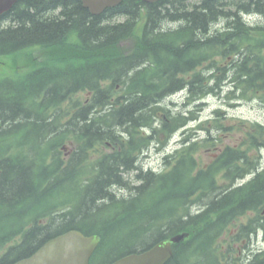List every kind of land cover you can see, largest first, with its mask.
Instances as JSON below:
<instances>
[{
	"label": "trees",
	"instance_id": "trees-1",
	"mask_svg": "<svg viewBox=\"0 0 264 264\" xmlns=\"http://www.w3.org/2000/svg\"><path fill=\"white\" fill-rule=\"evenodd\" d=\"M249 14L264 18V0H124L100 16L81 0H21L0 16V264L73 230L101 237L90 264L183 233L167 264H264V250L237 248L264 232V125L219 108L188 129L212 96L264 105V22ZM180 92L184 111L160 106ZM180 130L164 169L144 173L140 156ZM131 173L139 185L116 199Z\"/></svg>",
	"mask_w": 264,
	"mask_h": 264
},
{
	"label": "water",
	"instance_id": "water-1",
	"mask_svg": "<svg viewBox=\"0 0 264 264\" xmlns=\"http://www.w3.org/2000/svg\"><path fill=\"white\" fill-rule=\"evenodd\" d=\"M21 0H0V16L10 12ZM124 0H81L83 7L100 16L106 10L118 7ZM155 4L160 0H143ZM183 233L163 241L147 252L130 254L111 264H166L173 255L172 247L185 241ZM101 242L100 236H86L79 231H69L45 243L32 256L14 264H89Z\"/></svg>",
	"mask_w": 264,
	"mask_h": 264
},
{
	"label": "rangeland",
	"instance_id": "rangeland-1",
	"mask_svg": "<svg viewBox=\"0 0 264 264\" xmlns=\"http://www.w3.org/2000/svg\"><path fill=\"white\" fill-rule=\"evenodd\" d=\"M116 21H124L123 18L116 19ZM260 22H264L263 17H259ZM222 25H220L221 27ZM6 63V66L0 67V74L1 75H7L10 74L11 70L9 69L11 62L10 61H4ZM8 63V65H7ZM83 97H86L84 94ZM167 106L170 108L174 113H178L180 111L185 110V95L183 93L178 94L176 96H173L169 100H167ZM204 107L203 111L199 114V119L196 122H192L189 124L188 129L196 130L197 126L203 122L209 121L212 122L216 117L214 115L215 110L221 108L224 112V116H226L231 123L238 124L239 121H244L245 124L250 123H260L264 125V105L258 101V100H252L249 102L241 103L240 105H237L236 107H229L227 104H225V101L222 99V97H216L212 96L207 98L204 101ZM181 131L172 141L168 143V145L164 148L166 150H159L158 145H153L151 150L147 153V156H141L139 159V165L143 166L145 170H153L155 172H159L164 169V159L165 156L170 155L174 153L176 149H178L180 146L178 144V141L182 138ZM195 133V132H193ZM190 134V133H189ZM197 136L199 138L204 139L206 137L205 133L198 132ZM232 136V135H231ZM240 132L236 131V134L232 137H226L224 138V141L231 145L238 144V142H241V139L239 138ZM75 150V147L68 145L67 149L65 150L66 156H70ZM215 155L213 152L209 153H203L201 154V164L209 163L212 159V157ZM261 161H260V168H264V150L260 153ZM135 173H131L127 177V181H133L134 180ZM253 177V175H249L244 182L250 180ZM125 195L129 196L128 191H125ZM197 210V207H195L192 211L195 212ZM242 247L241 245H238L237 248ZM244 253L241 255L242 257H246L249 255V253H257L261 250H264V233H258L256 238L253 240V242L249 245V247L246 246ZM107 258L100 257L98 259V262L100 264L105 263Z\"/></svg>",
	"mask_w": 264,
	"mask_h": 264
},
{
	"label": "bare ground",
	"instance_id": "bare-ground-1",
	"mask_svg": "<svg viewBox=\"0 0 264 264\" xmlns=\"http://www.w3.org/2000/svg\"><path fill=\"white\" fill-rule=\"evenodd\" d=\"M252 15H254V14H249V15H247L248 17H250V16H252ZM168 26H171V25H168ZM138 70V68H134V69H132V70H130L129 71V73H135L136 71ZM166 100H164L163 101V103L162 104H160V106H163V105H167L168 103H167V100H169L170 99V97H168V98H165ZM170 109V108H169ZM107 110H109V108H107ZM171 110V109H170ZM172 111V110H171ZM181 132V130L180 131H177V132H175L172 136H171V138H170V140L172 141L179 133ZM183 137L184 136H182V138L178 141V144H179V146L181 145V142H182V140H183ZM151 149H149L148 151H147V153L150 151ZM264 150V149H263ZM144 154V153H143ZM116 162V165L117 166H125V165H127V162H128V160H124V159H116L115 160ZM138 166H140V165H138ZM141 167V169H142V171L145 173L147 170H145L144 168H143V166H140ZM127 177H128V175H125V180H123L121 183H112V186L109 188V192H111V193H113L115 196H116V199H118V200H122L123 198H127L128 196H126L125 195V191H128V193H129V195H131V193H133V188L135 187V186H137V185H139V181H138V179H136V175H134V180L133 181H127ZM127 181V182H126ZM125 220H127V217H125L124 218ZM244 219H246V218H244ZM234 232V231H233ZM264 233V232H263ZM180 235V234H179ZM258 235V234H257ZM256 235V236H257ZM256 236H254V237H250V238H248V239H246V244H247V247H249V245L253 242V240L256 238ZM167 240H169V239H167ZM163 241H166V240H163ZM163 241H161V242H163ZM161 242H159V243H161ZM159 243H157V244H155V245H153L150 249H152L154 246H156V245H158ZM178 245V244H177ZM173 246H176V245H173ZM150 249H148V250H146V251H144V252H147V251H149ZM239 250H240V248H238ZM172 251H173V247H172ZM244 251L245 250H240V254L242 255L243 253H244ZM253 254H256V253H249V255L250 256H252ZM249 255H247V256H249ZM172 257H173V255H172ZM167 264V263H166Z\"/></svg>",
	"mask_w": 264,
	"mask_h": 264
},
{
	"label": "flooded vegetation",
	"instance_id": "flooded-vegetation-1",
	"mask_svg": "<svg viewBox=\"0 0 264 264\" xmlns=\"http://www.w3.org/2000/svg\"><path fill=\"white\" fill-rule=\"evenodd\" d=\"M109 151H110V152H111V151H115V148L112 147V150L110 149Z\"/></svg>",
	"mask_w": 264,
	"mask_h": 264
}]
</instances>
